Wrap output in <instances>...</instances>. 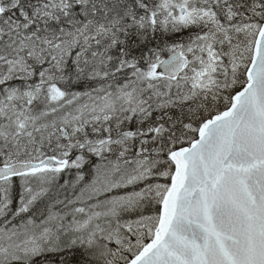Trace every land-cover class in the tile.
I'll use <instances>...</instances> for the list:
<instances>
[{
    "label": "snow or ice",
    "instance_id": "1",
    "mask_svg": "<svg viewBox=\"0 0 264 264\" xmlns=\"http://www.w3.org/2000/svg\"><path fill=\"white\" fill-rule=\"evenodd\" d=\"M0 264H264V0H0Z\"/></svg>",
    "mask_w": 264,
    "mask_h": 264
}]
</instances>
